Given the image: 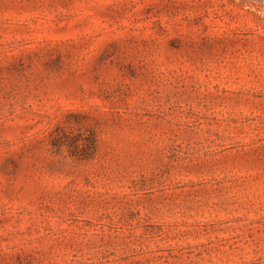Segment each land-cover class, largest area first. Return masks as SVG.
Wrapping results in <instances>:
<instances>
[{"label":"rangeland","instance_id":"obj_1","mask_svg":"<svg viewBox=\"0 0 264 264\" xmlns=\"http://www.w3.org/2000/svg\"><path fill=\"white\" fill-rule=\"evenodd\" d=\"M0 264H264V0H0Z\"/></svg>","mask_w":264,"mask_h":264}]
</instances>
